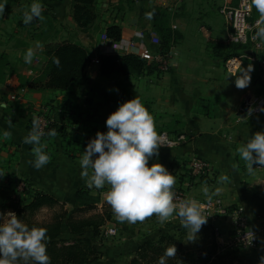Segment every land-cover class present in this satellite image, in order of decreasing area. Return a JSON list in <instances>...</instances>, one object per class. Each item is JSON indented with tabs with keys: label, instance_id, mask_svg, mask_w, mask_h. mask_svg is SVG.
I'll use <instances>...</instances> for the list:
<instances>
[{
	"label": "crops",
	"instance_id": "0c3cea01",
	"mask_svg": "<svg viewBox=\"0 0 264 264\" xmlns=\"http://www.w3.org/2000/svg\"><path fill=\"white\" fill-rule=\"evenodd\" d=\"M40 2L44 5L42 21L23 23L24 7L32 0H6V10L0 16V173L3 174L0 175V198L1 195H9L17 181H26L33 185L35 193L53 197L64 210L70 208L69 214L72 215L79 208L76 192L87 189L90 195L99 196L94 209L101 212V208L109 207L111 212L100 229L116 227L118 235L114 239L102 237L106 245L97 240L93 242L101 253L95 264H129L144 243L159 244L165 234L177 239V233L183 228L175 214L164 224L155 215L151 221L120 223L103 195L108 190L107 186L103 192L90 189L80 175L79 160L88 141L95 137L97 131L107 132L106 119L119 107L121 100L138 96L154 117L159 135L167 133L173 140L183 136L175 146L160 147L159 155L150 159L149 166L163 164L176 178L174 187H182L187 179L180 175V166L189 156L201 158L217 176V183L209 186L210 192L219 189L218 195L226 203L241 206L247 215L264 214V168L254 164L253 167L257 168L255 174H248L237 151L254 133L264 131V111L256 116L236 115L245 96L259 93L257 70L253 68L250 83L244 89L235 85L240 69L232 76L222 63L206 55L201 65L173 61L170 71L162 76L113 75L106 79L99 73V57L127 54L124 42L135 32L153 31L158 35L151 26L153 16L148 19L146 13L153 15L157 8L173 10L172 14L184 13L183 17L176 19L178 27L173 24L171 30L178 29L180 21L187 22V16L194 13L193 19L201 23L199 31L214 37L219 32L226 34V27L220 28L215 13H219L224 4L235 6L236 0H167L172 7L170 9L161 8L156 0H97L95 22L86 32L78 29L73 21L72 0ZM0 3H5V0H0ZM46 18L57 27V32L48 29ZM112 25L121 29V44L117 50L110 47L109 41L102 39L105 30ZM62 42L86 49L88 65L81 81L67 90L46 89L42 75L47 61L46 52L50 46ZM145 45L154 49L149 42ZM29 47L35 50L36 56L31 64H25L23 55ZM250 63L246 62L241 67L247 68ZM13 96L16 98L14 101L11 100ZM43 108L53 119V128L58 135L43 140L51 160L37 170L28 163L33 159L32 146L24 144L22 139L31 129L33 117H37ZM9 120L12 121L11 128ZM5 130L12 133L7 140L3 138ZM223 176L228 179L221 181ZM203 186L204 183L193 181V187L185 193L186 198L200 201L205 197ZM31 196L27 195V200ZM225 243L223 240L220 248L215 238L213 240L221 255L232 251ZM105 246H108L107 250H103ZM179 256L180 253H176L175 262ZM233 256L237 257L232 264L243 260L240 254ZM245 258L250 264L259 263L253 257ZM194 260L197 263L199 258Z\"/></svg>",
	"mask_w": 264,
	"mask_h": 264
},
{
	"label": "clouds",
	"instance_id": "9594fccd",
	"mask_svg": "<svg viewBox=\"0 0 264 264\" xmlns=\"http://www.w3.org/2000/svg\"><path fill=\"white\" fill-rule=\"evenodd\" d=\"M6 4V0L0 3V16L6 10ZM251 4L259 13L253 39L264 42V0H251ZM43 11L44 5L40 0H32L24 7L23 23L42 21ZM151 17L152 13H146V18ZM35 56V50L29 47L23 55L24 63L31 64ZM53 63L59 67V58L53 57ZM253 70L251 64L247 68L240 67L235 80L238 89L249 85ZM8 125L12 127L11 120ZM106 127L107 132L97 131L95 137L88 141L79 160L80 175L87 187L102 189L107 186L108 190L103 195L120 223H142L155 215L164 224L175 214L180 226L190 234L189 240L194 239L207 223V216L203 215V206L195 198L176 199L173 190L176 178L163 164L149 166L150 159L159 155V148L164 144L156 131L154 117L141 99L135 96L121 103L106 119ZM11 135V131H3L5 140ZM57 135L54 128L45 132L39 119L33 117L32 127L22 139L24 144L32 146L33 159L28 163L33 168L42 169L50 162L43 138H55ZM237 151L248 174H255L257 168L253 167L254 164L264 168V131L254 133ZM227 179L226 176L220 178L221 181ZM202 191L211 201L220 190L210 192L205 181ZM48 240L46 228L29 227L11 211L0 213V264H51L47 254ZM176 251L175 245L167 247L157 264H167L168 259L175 258ZM259 264H264V256L259 258Z\"/></svg>",
	"mask_w": 264,
	"mask_h": 264
},
{
	"label": "trees",
	"instance_id": "16d2710c",
	"mask_svg": "<svg viewBox=\"0 0 264 264\" xmlns=\"http://www.w3.org/2000/svg\"><path fill=\"white\" fill-rule=\"evenodd\" d=\"M97 0H72V18L78 28L85 30L93 25L96 19L95 4ZM158 11H153V17H156ZM251 23L259 18V13L255 7L252 6ZM105 35L112 41H119L121 39V29L117 25L109 26L105 30ZM161 47L168 49L171 43L163 40L157 35ZM236 46V45H234ZM242 48L241 46H236ZM46 65L43 70V78L45 83L43 85L46 89L65 91L72 84L79 83L84 76L85 68L89 62V53L83 47L69 42H62L54 46H50L46 52ZM53 57H58L60 66L57 67L53 63ZM99 73L100 76L106 79L113 77V75H121L128 77L130 75H152L156 73V67L152 64H147L135 55L125 54L119 57L110 55H101L99 57ZM123 99L121 102L128 101ZM53 128V123L50 129ZM47 136L43 138L46 139ZM75 199L79 208L76 211H91L94 205L99 202V196H92L88 190H80L76 192ZM63 210V205H60L53 197L42 193H35L26 203L21 204L20 201L7 199L0 202V213L14 212L19 219L27 224L29 227H43L47 229V254L51 258V264H88L96 261L100 254L94 247L93 240L96 238L95 234L98 231L100 224L94 223L92 219L75 221L71 214L66 211L58 212L52 218L50 223H36L32 221L29 216H32L41 209H55ZM63 229L71 238H65ZM90 229L92 239L85 237L86 230ZM176 245L173 237H161L159 244L144 243L138 248L135 258L129 264H157L159 257L164 253V250ZM176 247V246H175ZM179 253V250L176 251ZM234 253L229 254H215L208 253L199 256L201 264H224L228 259L229 263L236 259ZM215 259L210 261L211 257ZM231 259L229 260V258ZM238 264H242L243 260H237ZM167 264H176L175 258L167 260Z\"/></svg>",
	"mask_w": 264,
	"mask_h": 264
},
{
	"label": "built area",
	"instance_id": "2783aa9c",
	"mask_svg": "<svg viewBox=\"0 0 264 264\" xmlns=\"http://www.w3.org/2000/svg\"><path fill=\"white\" fill-rule=\"evenodd\" d=\"M156 2L163 9L172 8L168 5L167 0H156ZM219 14L223 16L230 30L227 36L228 43L244 48L243 52L226 59L224 62L225 71L234 76L243 65L244 59L256 63L258 66L259 93L256 95L248 94L242 103L246 105L245 116L260 115L263 112L262 109H264V55H262L264 42L259 39H253L256 31V22L259 18L251 24L248 22L252 15L251 0H236L235 6L224 4L219 9ZM102 39L109 41L110 47L113 50H117L121 44V39L119 41H112L106 37L105 33L102 35ZM145 42H149L154 49H149L145 45ZM124 45L127 54L135 55L145 63L154 65L156 67L155 74L160 76L170 71L171 63L177 57L175 45L171 44L168 49L162 48L158 36L153 31H137L126 39ZM247 52H250V54H247ZM15 99L14 96L11 97L12 101ZM37 118L43 130L45 132L49 131L53 119L48 115L46 108L41 109ZM160 136L164 144L161 147L166 148L175 146L183 140V136L177 137L176 140L170 139L167 133H162ZM186 169L188 175L193 177L194 180H210L209 178L213 180V171L205 160L191 157L187 162ZM14 189L19 194L28 196L35 193L32 184L21 180L15 183ZM173 190L177 200L186 199L183 190L175 188ZM199 202L203 206V215L207 216V223L205 225L212 226L213 236L220 248L224 239L226 246L233 251L244 250L252 252L262 247L263 243L261 246L259 244L261 242L260 238L264 239V231H254L248 227L245 211L241 206L228 204L219 195L213 196L211 201L203 197ZM101 235L107 239H114L118 235V229L116 227L104 228L101 230ZM214 259L215 257L212 256L210 261Z\"/></svg>",
	"mask_w": 264,
	"mask_h": 264
},
{
	"label": "rangeland",
	"instance_id": "374dc122",
	"mask_svg": "<svg viewBox=\"0 0 264 264\" xmlns=\"http://www.w3.org/2000/svg\"><path fill=\"white\" fill-rule=\"evenodd\" d=\"M236 5V3H235ZM95 9V8H94ZM158 12L156 13V17H152V28L155 30V32L159 35L160 38H162L163 40H167L168 43H171L173 45H176L175 49L177 52V57L174 59V61H177L178 63H183V64H196V65H201L204 64L205 62V55L208 56L209 58H212L213 61L215 62H220L224 65V62L226 61V59L230 56L236 55L240 52H242V48H237L236 46L229 44L228 43V39H227V33H229V28L226 25V23H223V16H221L219 13H215V16L217 18L218 24L220 25V28H223V25L226 27V34L223 31L219 32L217 34V36L215 35L214 37L210 36H205V34L201 31H199L200 28V21H198L197 19H193L194 18V13L193 16L188 15L187 16V22H181L180 26L178 29H172L171 30V25H176L178 27V24L176 22V19H179V17H183L184 13H180L177 14L173 13V10H160V9H155ZM178 10V9H177ZM96 12V11H95ZM179 12V11H178ZM45 15V14H44ZM153 16V15H152ZM253 15H251L252 18ZM251 18L248 20V22L251 24ZM47 22V27L48 29L50 28L51 31H55L57 32V27L53 24V22L48 21V19L46 18L45 20ZM49 23V24H48ZM183 24V25H182ZM91 28V26L85 30L80 29L82 32H86L87 30H89ZM48 29H46L48 31ZM46 30L44 31L43 35L45 34ZM42 35V34H39ZM43 35L41 37H43ZM38 36V35H37ZM39 37V36H38ZM41 39V38H39ZM249 63L250 61L244 59L243 60V64L245 63ZM253 65V68L255 70H257L258 73V66L256 63H250ZM129 100L133 99L132 97L128 98ZM189 158H191V156L188 157V159L185 161V163L182 164V166H180L181 169V173L180 175L182 177H184L186 180L184 186L182 187H174L175 189L178 190H183L185 193L186 191H188L189 189H191L193 187V181H195L193 179V177H191L190 175H188L187 173V169H186V165L187 162L189 160ZM197 158V157H195ZM201 159V158H199ZM170 169H174V167H171ZM210 180H198L200 181V183H204L205 181L207 182V186H213L217 183V176L215 174H213V180H211V178H209ZM14 186L12 187V189L10 190L9 195H1L2 198H0V202H4L7 199H13V200H18L20 201L21 204H24L25 201L27 202V195H23V194H19L18 192H16V190L14 189ZM187 186V187H186ZM103 191H105V189H100ZM8 194V193H7ZM7 196H9L7 198ZM5 198V199H4ZM24 201V203H23ZM234 205V204H233ZM109 207L107 208H101V212H98L94 209V211H75L73 212L72 216L73 219L75 221H80V220H87V219H92L94 223H98L100 224L98 231L95 234V239L94 241H98V243H102L104 245L107 244L106 241H103L104 238L101 235V227L105 225V221H107L110 218V214L111 212L108 211ZM61 211H66L69 214L70 208H68L67 210H61L59 208H55L52 210L49 209H41L39 211H37L35 214H33L32 216H29L28 218H30L32 221L36 222V223H41V224H45V223H50L52 221V218L54 217L55 214H57L58 212L60 213ZM6 214V213H5ZM258 215H247V213L245 212L246 218H247V225L249 228H251L254 231H259V230H263L264 231V214L262 215V213H257ZM153 218H147L145 221H151ZM205 226L204 229L200 230L194 239L189 240V233L187 232V230H182L181 232L177 233V239L174 240L176 241V249L179 250L180 256L178 257L177 262H175L176 264H201L200 260H197V263H195L196 261L194 260L195 257L199 258L200 255H202V253H217V246H215L213 244V240H214V236L212 233V226L211 225H203ZM176 228L173 229V231H175ZM63 233H64V237L65 238H71V236H69L67 234V231L65 229H63ZM229 233V232H228ZM92 234L93 232L91 230H86L85 233V237L92 239ZM165 236H169L172 237L168 234H165ZM104 239H103V238ZM226 238V237H225ZM225 240V239H224ZM260 244L259 246H261V244L263 243L262 247L256 250H253L252 252H248V251H244V250H236V251H230V253H234V254H240L241 258H243V263L242 264H250L248 263L249 259H246L245 256L249 257V258H254L259 260V258L261 256H264V239L261 237L260 238ZM94 247L96 248V245H94ZM108 246L104 247L103 250H107ZM97 249V248H96ZM101 254V253H99ZM219 254V253H217ZM99 259V258H98ZM97 259V260H98ZM231 259V257L229 258V260ZM96 260V261H97ZM228 260V259H227ZM90 262L88 264H95V262ZM153 264V263H150ZM225 264H230L229 261H227ZM259 264V263H258Z\"/></svg>",
	"mask_w": 264,
	"mask_h": 264
},
{
	"label": "water",
	"instance_id": "95a60500",
	"mask_svg": "<svg viewBox=\"0 0 264 264\" xmlns=\"http://www.w3.org/2000/svg\"><path fill=\"white\" fill-rule=\"evenodd\" d=\"M247 54H250V52H247ZM246 110V105H245V103H242L241 105H240V107H239V109H238V111H237V116H239V117H244L245 115H244V111Z\"/></svg>",
	"mask_w": 264,
	"mask_h": 264
}]
</instances>
